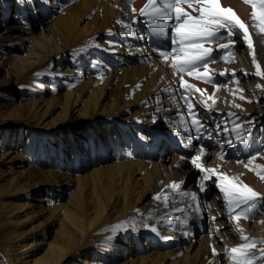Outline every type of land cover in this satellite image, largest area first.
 <instances>
[{
	"label": "bare ground",
	"instance_id": "1",
	"mask_svg": "<svg viewBox=\"0 0 264 264\" xmlns=\"http://www.w3.org/2000/svg\"><path fill=\"white\" fill-rule=\"evenodd\" d=\"M14 2L12 5L11 1L0 5V103L17 108L16 113L23 122H27V107H36L37 98L39 104L52 111L61 93L56 92L58 98L47 94L54 90L51 83L55 85L56 78L53 75L61 76V85L66 88L62 96L65 111L73 114H66L60 124L73 125V131L77 132L74 135L79 137V128L90 122L87 127L90 135L83 137L89 142L87 149L80 145L85 141L72 137L73 134L69 133L65 141L60 135L58 149L67 143L70 149L68 158L73 155L75 158L65 164V156L59 154L54 159L59 162H56L57 167L49 169H43L39 164L26 168L20 150L29 159L30 150L27 148L31 146L28 141L19 145L21 132L14 133L0 149V160H18L21 169L7 174L4 171L0 178V188L9 195L17 196L16 200L9 198L1 207L8 212L12 224L22 227L13 232L10 240V264H61V256H56L58 249L49 251V226L38 217L47 214L46 221L52 224L54 220L49 218L56 210L55 205H59L60 197L79 178V172L95 162L105 161L102 163L105 164L108 160L114 163V167L107 168L110 185L99 184L98 187L106 201L110 204L116 201L113 207L108 203L101 207V215L105 214L102 223L105 218L111 221L106 222L97 233L113 232V226L125 221L128 222V230L113 232L115 239L122 237L123 240L102 246L93 244L84 253L86 259L79 264H128L129 255L144 258L145 252L150 253V246H162V253L168 257L169 264H232L231 259L223 254L245 241L235 230L236 221L229 218V209L218 182L204 180V173L191 164L190 158L203 152L200 162L205 168L218 169L230 177L239 176L243 183L264 194V179L256 174L264 170V77L255 75V65L245 42L239 40L240 33H237L231 62L219 58L222 52L216 51V43L205 45L212 47L213 55L217 57L209 64L208 75L213 78V83L209 84L196 80L194 76L177 74L170 61H164L158 51H153L172 47L168 39L171 30H165L164 37H157L148 26L147 17H139V10L147 0H68L69 6L63 3L64 0ZM222 4L233 8L240 20L249 26L258 53L257 62L261 63L264 34L254 26L252 6L244 0H222ZM133 7L137 12L131 11ZM63 8L66 10L61 13ZM89 17L93 18L84 20ZM137 19L140 22L134 23ZM79 21L84 24L80 25ZM74 37L86 41H91L93 37H107V40L99 47L93 44L88 48H79L70 41ZM4 45L10 52L9 65L3 58L6 54L2 49ZM42 64L47 66L42 69ZM36 65L39 72H44L35 75L39 80L49 75L50 78L40 82L43 93L40 92L39 97L24 98L19 91L8 86V82L20 75L22 66L27 69ZM233 71L234 77L230 76ZM221 72L225 75H220ZM245 72L249 75L245 76ZM181 75L190 84L206 91L201 94L192 89L189 95L180 87ZM217 83L221 85L219 90ZM129 94L136 99L128 110ZM123 95L128 96L124 103L121 99ZM241 95H249L252 100L249 116L252 124L243 120L246 101L240 99ZM208 96L215 101L207 103L212 105L211 110H207L202 103L207 102ZM185 97H189V102L195 106L193 110L197 119L207 127L210 136L202 130L197 138ZM7 120L0 107V127ZM185 128L191 131H185ZM44 129L51 130L49 127ZM254 154L256 159L249 168H245L244 165ZM128 163L131 175L138 180H147L150 185L138 204L120 212L117 200L121 197L114 198L112 183L117 176L132 178L126 173L125 165ZM23 178L26 183L21 181ZM174 181L183 182L178 190L170 187ZM52 183L57 187V190L53 189L56 193L53 198L52 190L48 191ZM201 185L204 190H201ZM78 186L76 190H70V198L80 196L82 188ZM33 188L35 190L31 191ZM122 191L116 190L119 194ZM185 192L196 193V200L184 195ZM157 194L160 200L154 198ZM37 206L45 211H38ZM177 208L182 211H176ZM240 211L241 208L236 209V212ZM250 215L251 218L244 224L240 219L239 228L252 239L264 240V205H258ZM143 224L156 227L157 231L152 232ZM147 237L151 242L143 243L141 239ZM0 245L4 248L3 239ZM213 247L222 255L211 257ZM261 247L264 245L258 243L254 251Z\"/></svg>",
	"mask_w": 264,
	"mask_h": 264
},
{
	"label": "rangeland",
	"instance_id": "2",
	"mask_svg": "<svg viewBox=\"0 0 264 264\" xmlns=\"http://www.w3.org/2000/svg\"><path fill=\"white\" fill-rule=\"evenodd\" d=\"M9 2L11 1V5L14 4V0H0V5L3 2ZM14 2V3H13ZM66 6H69L68 0H64ZM66 8V7H65ZM1 9V6H0ZM66 9H62L61 13ZM1 13V11H0ZM72 15V12H71ZM93 17L85 18V21L91 20ZM80 25H83L84 22H80ZM107 40V37H93L91 41H86L84 38H73L70 41H73L77 44V47L79 48H88L89 46L93 44L103 45L104 42ZM2 49L5 50L6 54H4V61L6 64L9 65L10 61L8 59V56L10 54L9 49L7 48V45L2 46ZM125 51V48L123 47V52ZM136 52V51H135ZM58 61V59H56ZM261 62V68L264 71V55L260 57ZM47 64L44 66L42 64L41 68H45ZM44 72H39L38 66L28 67L27 69L24 68V66L20 69V75L14 76L11 81L8 82V86H10L14 91H19L24 98H31V97H39L43 91L41 90L42 86L40 84L41 81L46 82L47 79L50 78V75L47 76L44 79L37 78L36 74H41ZM55 81V85L51 86L54 88V90H50L47 95L57 97L56 92H60L61 96H58V102H54V110H50L49 108L43 107L39 104V99L37 98L35 101L36 107L33 109H28L25 112V117L27 118V122H23L21 120V116L16 113L17 108H13L10 105L5 106L4 104L0 103V107L2 110V113L4 116L8 118L6 122L3 123V125L0 127V130L2 131V136L0 137V140L3 139V142L0 143V149H3L5 147L6 142L12 138L13 134L20 133L22 134V137L20 141H18L19 145H22L21 143H26L28 141L30 143L27 150H30L29 152V159L25 158L24 153L22 150H20V156L25 160L26 168H30L31 166L36 167L37 164L41 166L43 169H49L52 166L57 167V161H54V159L61 154L64 157V162L67 164L73 157L68 158V154L70 153V149L68 148L67 143L63 146L62 149H58V139L61 135L64 138V141L69 133L73 134L72 137L76 139H81L85 142H83L81 147L87 149L89 148V142L84 139L83 137H89L90 132L87 128L90 125V122L84 123L80 128L79 137L74 135L73 125L69 124L66 126H62L60 124V120L64 119V116L68 114L67 116L73 114V112L65 111V103L63 102V94L66 90L64 84L61 85L62 77L58 76L56 77L53 75ZM214 77H216V74H214ZM39 80V83L37 81ZM61 85V86H59ZM215 88V87H214ZM60 90V91H59ZM214 91V89H213ZM41 92V93H40ZM212 93V92H211ZM210 93V94H211ZM128 96H131L128 98V110L129 107L132 105L133 100L136 99V97H133V94H129ZM126 95L122 96L123 103L125 102L126 98L128 97ZM209 97V96H208ZM207 97V103H211L213 99H208ZM244 99L246 101V105L244 106L245 111V118L243 119L245 122L252 124L251 119L249 118L251 114L250 105L252 103V100L250 99L249 95H245ZM31 105L30 103H27ZM82 106V105H81ZM81 110L80 112H82ZM208 114V113H206ZM78 118V116H77ZM29 122V123H28ZM43 127V128H42ZM46 127L51 128V130L44 129ZM260 130V129H259ZM258 133V131H257ZM259 134L261 131H259ZM67 153V154H66ZM50 155V156H49ZM105 158L101 159L104 160ZM56 160V159H55ZM49 161V162H48ZM100 161V160H99ZM98 161V162H99ZM57 162V163H56ZM105 161L94 163L92 166H87L84 168L81 172H79L80 176L79 178L72 183L71 188H68L69 191H65L63 195L60 197L59 205H55L56 210L52 213V216L49 218H53V223L51 224L48 220L47 214H43L39 219L43 220L45 224L49 226L50 233L48 234V240L51 243L50 252L54 251L55 249H58V252L56 254L57 257L61 256V264H79V261H82L85 258V251L90 248L93 244H97L98 246H102L104 244L112 243L113 241H120L123 240L122 237H117L115 239V234L113 232H106L103 233H97L101 228L105 227L106 222L111 221L108 218H105V222L102 223V218L105 215L104 213L101 215V207L105 206L107 203L109 206L113 207L116 200H113L114 202L110 204L108 201L104 199V197L100 194L101 188L98 187L99 184H109V176L107 173V168L110 166L111 168L114 167L113 164L110 163V160L107 161V163H104ZM75 163V161H74ZM19 161H13L10 159H1L0 160V178L4 175L2 174L4 171H6L5 174L11 171L21 170L18 167ZM62 166V165H61ZM55 167V168H56ZM126 173L131 175V166L130 164H126ZM28 170V169H27ZM114 172H116V168L112 169ZM28 171H34V170H28ZM24 173H22L23 175ZM132 176V175H131ZM41 178V174L39 172V179ZM137 180V181H136ZM23 183H26L27 180L25 178L21 179ZM128 181V182H127ZM127 182V184H126ZM138 182L140 185H138ZM51 183V182H50ZM113 184V194L114 198L116 199L118 196L121 197L117 201L119 202L118 209L120 212H126L127 209L130 207L138 204L141 201L142 196L147 192V189L149 188V183L146 180H138L135 179V176H132V178L129 177H119L117 176L115 179V183ZM55 183H52L50 187H48V191L52 190V198L56 196V193H54V190H57V187L54 186ZM79 185V186H78ZM81 187L82 193H80V196H76L74 198H70V190H76L75 187ZM140 186V187H139ZM54 189V190H53ZM122 189V194H119L116 192V190ZM35 189H31V191H34ZM16 195H9L7 192L3 191L0 188V241L4 240V248L0 245V264H10L8 258L10 256L12 257V254H9L10 252V240H12V234L13 232H16L20 230L22 227L21 225L15 226L9 221L8 212L4 211V209L1 207L2 204L7 201L9 198L12 200H16ZM258 206V205H257ZM255 206V208L257 207ZM243 207V206H242ZM38 211H45L42 210L41 207L37 206ZM242 210V208H241ZM252 213V212H251ZM250 213V214H251ZM24 214V213H23ZM5 216L7 217L6 219ZM248 219L241 218V222L244 224L247 222ZM141 241L144 243L146 241L151 242L150 239L142 238ZM158 245V244H155ZM161 246V245H159ZM149 248V246H148ZM8 251V252H7ZM138 251V250H137ZM165 251V250H164ZM149 252H145L144 258H141L139 255H129L130 262L128 264H169V259L167 256H165L163 252V248L161 246L154 248H149ZM138 253H140L138 251ZM159 253V254H158ZM54 254V253H53ZM54 254V255H55ZM144 254V253H143ZM210 254V251H209ZM54 255L52 257H54ZM142 255V254H140ZM55 256V257H56ZM51 257V258H52ZM54 257V258H55ZM211 257H214V254L212 252ZM49 260H53V259ZM126 264V263H125Z\"/></svg>",
	"mask_w": 264,
	"mask_h": 264
},
{
	"label": "snow or ice",
	"instance_id": "3",
	"mask_svg": "<svg viewBox=\"0 0 264 264\" xmlns=\"http://www.w3.org/2000/svg\"><path fill=\"white\" fill-rule=\"evenodd\" d=\"M18 3H23L25 0H17ZM131 2V0H130ZM252 6L253 12L252 17L254 26L258 29L259 33L264 34V0H244ZM132 12H137L134 7L131 9ZM139 17H147L149 21V27L153 30L157 37H164L166 35L165 30L170 29L171 33L168 39L171 42L172 47L169 50L153 49L158 51L159 56L164 61H170V66L176 70V73L187 74L190 77H195L196 80L205 81L206 83L212 84L213 78L208 75L209 64L215 62L217 57L213 55L212 47H205V45H211L216 43L218 45L216 51L222 52L219 57L223 60L231 62L232 51L235 50L237 43V33L239 32V40L245 42L246 48L249 50L252 63L255 65L256 76L264 77V71H261V63L257 62V50L254 46L253 39L249 32V26L246 25L233 8L223 6L222 0H147V3L139 10ZM159 21H171V23L158 22ZM139 19L135 20L134 23H139ZM126 27H131L126 25ZM111 35V31H109ZM227 41V42H222ZM111 43V42H110ZM99 47L98 44L94 45ZM264 49V46H262ZM203 69V72H201ZM220 75H225L221 72ZM245 76L249 73H244ZM230 76H235V71L230 73ZM181 84L180 87L185 89L186 92L194 89L195 93L203 94L206 90L196 87L190 84L184 79L183 75L180 76ZM217 90L221 87L218 83L216 84ZM258 88L262 87L257 85ZM243 92V89H240ZM208 99H213L209 96ZM240 99H244L241 95ZM187 102V109L192 117V124L195 128L197 138L202 134V130L208 132L207 127L197 119V114L193 110L194 105L189 102V97H185ZM207 110H211L212 105H208L206 101L202 102ZM213 103L215 101L213 100ZM239 107V105H237ZM219 127V126H217ZM185 131H191L189 128H185ZM228 130L225 128V132ZM243 139V138H242ZM229 145L232 141H228ZM190 147V145H185ZM196 155L190 158V162L197 169L204 173V180H212L213 183L218 182L219 190L223 193L226 206L229 209V218L236 221V231L240 232V239L245 241L234 247H231L223 255L228 256L232 264H264V247L257 249V244L264 245V240L257 241L243 234V230L239 228V221L241 218L250 219V213L253 211L255 206L264 205V194L257 192L251 186L243 183L239 176H228L226 172L219 171L218 169H208L203 166L201 156ZM223 158V157H221ZM256 159L254 154L249 158L248 164H245V168H249L252 161ZM240 163H243L242 161ZM256 171L255 168L251 169ZM257 176L264 179V170L256 172ZM216 177V180H213ZM182 181L177 183L173 182L170 187L173 189H179ZM201 190H204L201 185ZM184 195H190L193 200H196V193H187ZM156 200H160L161 197L157 194L154 197ZM168 197L165 196L164 200L167 201ZM243 206V207H242ZM242 210L236 212V209ZM176 211H182L177 208ZM215 220V217H212ZM128 222L125 221L123 224H117L113 226L111 231L120 232L128 230ZM144 228H150L152 232H156V227H150L148 224L142 225ZM214 255H222L217 253L215 247L212 248Z\"/></svg>",
	"mask_w": 264,
	"mask_h": 264
}]
</instances>
